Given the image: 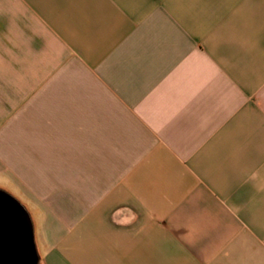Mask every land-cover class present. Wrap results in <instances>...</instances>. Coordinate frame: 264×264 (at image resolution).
<instances>
[{"label":"crops","instance_id":"obj_1","mask_svg":"<svg viewBox=\"0 0 264 264\" xmlns=\"http://www.w3.org/2000/svg\"><path fill=\"white\" fill-rule=\"evenodd\" d=\"M5 169L39 264H264V0H0Z\"/></svg>","mask_w":264,"mask_h":264},{"label":"water","instance_id":"obj_2","mask_svg":"<svg viewBox=\"0 0 264 264\" xmlns=\"http://www.w3.org/2000/svg\"><path fill=\"white\" fill-rule=\"evenodd\" d=\"M0 264H39L30 214L3 190H0Z\"/></svg>","mask_w":264,"mask_h":264},{"label":"rangeland","instance_id":"obj_3","mask_svg":"<svg viewBox=\"0 0 264 264\" xmlns=\"http://www.w3.org/2000/svg\"><path fill=\"white\" fill-rule=\"evenodd\" d=\"M6 175H2L0 177V190H3L10 195L17 196L23 204L28 206V210H30V217L34 227V236H35V244L37 251H42L41 244L42 239H51L56 238L58 232L51 231L54 229L55 225L60 223H72V216H57V212L59 207L65 203L72 204L73 202L70 200L59 199V196H55L50 200H46L45 202L42 200H29L25 198L24 195H39L37 191H34L29 185L24 182V178L18 176L16 174H10V169H5ZM72 184H68L64 186L63 192L69 191L70 186ZM41 188L40 191L45 193V195H68L58 193V184H43L36 185ZM44 190V191H43ZM48 192V193H47ZM53 213V214H51Z\"/></svg>","mask_w":264,"mask_h":264}]
</instances>
